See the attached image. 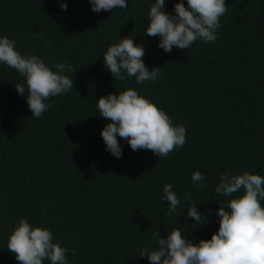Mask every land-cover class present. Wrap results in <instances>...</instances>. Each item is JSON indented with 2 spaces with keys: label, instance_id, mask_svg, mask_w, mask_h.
Listing matches in <instances>:
<instances>
[{
  "label": "trees",
  "instance_id": "1",
  "mask_svg": "<svg viewBox=\"0 0 264 264\" xmlns=\"http://www.w3.org/2000/svg\"><path fill=\"white\" fill-rule=\"evenodd\" d=\"M153 2L129 0L125 9L97 14L88 0H0V35L17 51L50 67L73 66L65 73L73 89L50 97L35 118L14 88L24 78L0 65V264H19L7 241L21 218L51 229L71 264H150L140 252L157 247L156 233L164 238L179 228L198 243L218 230V202L230 199L214 190L222 173L264 177V0H226L215 43L197 40L170 53L144 32ZM177 2L165 0V11ZM130 35L144 46L146 67L161 68L156 81H121L103 67L108 46ZM126 88L186 128L183 147L158 158L118 137L122 158L106 151L100 133L107 121L95 101ZM195 171L203 191L192 183ZM165 184L181 200L169 217ZM188 191L198 211L212 209L201 226L187 217Z\"/></svg>",
  "mask_w": 264,
  "mask_h": 264
},
{
  "label": "clouds",
  "instance_id": "2",
  "mask_svg": "<svg viewBox=\"0 0 264 264\" xmlns=\"http://www.w3.org/2000/svg\"><path fill=\"white\" fill-rule=\"evenodd\" d=\"M88 3L91 11L99 14L102 10L125 9L129 0H88ZM186 4L185 0H179L172 13L165 11V0H154L150 5L144 32L147 36H158L157 46L165 53L172 52L174 47L190 49L197 40L215 43L218 38L220 17L227 11L226 0H186ZM59 6L63 11L68 7L63 2ZM144 54V46L134 43L131 35L119 38L103 54V67L121 81L134 78L137 84L154 82L161 68L149 70L142 59ZM0 65L15 69L24 78V83L14 88L25 98L35 118L49 109L51 105L46 101L50 97L73 89V78L65 74L73 71L71 64L61 61L50 67L37 55L21 54L16 50V42L7 35H0ZM95 103L99 116L107 121L100 133L103 143L114 158L123 156L121 140L133 151L151 150L158 158H166L173 149L185 144L186 128L173 124L162 108L135 89L109 93ZM191 180L197 191L206 187L199 171L192 173ZM214 190L230 199L218 202L220 207L215 215L219 227L210 239L196 243L186 239L179 228L164 238L156 233L157 247L143 248L140 257L146 256L150 264H264V177L247 171L237 175L225 172ZM238 192L240 195L233 197ZM191 196V191L185 193L188 203L185 211L194 224L201 226L212 209L206 213L198 211ZM162 200L168 202L165 217L173 215L181 205L171 184L163 186ZM7 250L15 254L19 264H44L45 260L49 264H71L69 249L61 246L52 230L30 224L27 218L19 219L13 226ZM71 252L76 255L75 249Z\"/></svg>",
  "mask_w": 264,
  "mask_h": 264
}]
</instances>
